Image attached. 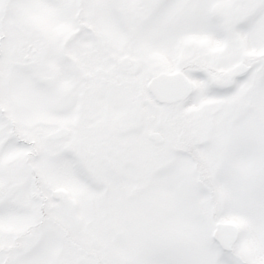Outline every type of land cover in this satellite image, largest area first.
Here are the masks:
<instances>
[{
    "label": "snow or ice",
    "instance_id": "1",
    "mask_svg": "<svg viewBox=\"0 0 264 264\" xmlns=\"http://www.w3.org/2000/svg\"><path fill=\"white\" fill-rule=\"evenodd\" d=\"M0 264H264V0H0Z\"/></svg>",
    "mask_w": 264,
    "mask_h": 264
}]
</instances>
